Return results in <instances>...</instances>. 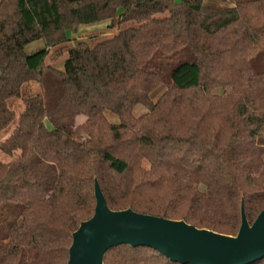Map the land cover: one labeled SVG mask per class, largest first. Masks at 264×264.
<instances>
[{
  "label": "trees",
  "instance_id": "obj_1",
  "mask_svg": "<svg viewBox=\"0 0 264 264\" xmlns=\"http://www.w3.org/2000/svg\"><path fill=\"white\" fill-rule=\"evenodd\" d=\"M99 22L114 34L76 36ZM4 131L0 264H67L95 180L112 211L237 235L241 206L250 225L264 209V0H0Z\"/></svg>",
  "mask_w": 264,
  "mask_h": 264
},
{
  "label": "water",
  "instance_id": "obj_2",
  "mask_svg": "<svg viewBox=\"0 0 264 264\" xmlns=\"http://www.w3.org/2000/svg\"><path fill=\"white\" fill-rule=\"evenodd\" d=\"M95 210L72 233L67 264H104L105 253L122 245L153 249L177 264H251L264 259V209L252 225L241 206L235 236L197 229L185 221L112 211L94 182Z\"/></svg>",
  "mask_w": 264,
  "mask_h": 264
},
{
  "label": "rangeland",
  "instance_id": "obj_3",
  "mask_svg": "<svg viewBox=\"0 0 264 264\" xmlns=\"http://www.w3.org/2000/svg\"><path fill=\"white\" fill-rule=\"evenodd\" d=\"M212 1H216V0H212ZM126 25H122V28H124ZM115 31H111L109 30V27H108V22H99L95 25H87V26H83L81 27V29L79 30L78 34L77 35H80L81 36H85L83 39H88L87 42L90 44V45H95V43L99 40H102V39H105L107 37H111L113 34H114ZM91 34H96V36L94 37H89ZM67 35L68 37L70 38V40L73 39V33L71 31H68L67 32ZM72 44H74L73 42L67 44V47L63 50L64 53L63 55H60L59 54V51L58 50H62V49H53L52 51H50L49 53V57L48 59H46V62L47 63H52L54 64L56 67L62 69L63 68V64H64V60L66 59V50L69 46H72ZM42 44L40 41H35L33 42V44L29 45L27 47V50L28 51H33L39 47H41ZM38 91V88L34 87L32 88V92H36ZM23 97H25L27 95V91H23L22 93ZM18 104V103H16ZM16 111H19L20 110V107L19 108H15ZM142 112H144V109L142 107H138L136 108V110L134 111V114L135 115H139L141 114ZM106 117L108 119L109 122L111 123H116V121L118 120L117 117L111 115L110 113H106ZM83 121V118H77L76 119V123H80ZM46 126L50 127L48 125V123L46 122ZM7 132H3L0 134V141L4 140V138L7 136Z\"/></svg>",
  "mask_w": 264,
  "mask_h": 264
}]
</instances>
